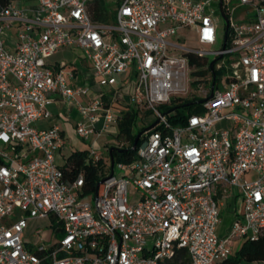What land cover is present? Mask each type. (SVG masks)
I'll return each instance as SVG.
<instances>
[{"label": "built area", "instance_id": "obj_1", "mask_svg": "<svg viewBox=\"0 0 264 264\" xmlns=\"http://www.w3.org/2000/svg\"><path fill=\"white\" fill-rule=\"evenodd\" d=\"M36 1L0 4V264H170L181 250L186 264H218L239 241L259 238L264 0H223L219 50L212 4L221 13L220 0H106L117 5L116 22L106 23L92 18L95 0ZM193 32L199 48L184 43ZM72 48L111 93L91 97L90 87L73 83L75 70L50 60ZM190 56L207 63L191 65ZM52 95L75 107L82 141L118 128L130 108L159 123L144 131L131 163L112 165L109 151L105 160L92 146V164L106 167L95 196L83 198L84 176L69 184L58 163L70 146L65 129L40 127L54 118ZM194 98L204 100V112L173 127L174 110L161 107ZM119 104L126 108L116 112ZM227 197L239 206L220 235ZM41 220L51 221L58 241L30 231Z\"/></svg>", "mask_w": 264, "mask_h": 264}, {"label": "trees", "instance_id": "obj_2", "mask_svg": "<svg viewBox=\"0 0 264 264\" xmlns=\"http://www.w3.org/2000/svg\"><path fill=\"white\" fill-rule=\"evenodd\" d=\"M12 0H0L1 5H8ZM92 18L95 22H108L110 18L109 6L106 0H95L90 9ZM202 68L206 65V59H196L190 56V64ZM206 72H199V75H205ZM221 74L216 72V76ZM198 99H175L171 106H162L164 112L174 110L168 120L173 127H184L187 125L188 118L193 114L204 112L203 105L198 104ZM149 114V113H148ZM145 122L139 112L134 108L125 111L118 125L117 139L125 140L128 146L123 148L111 147L113 149V159L115 163H131L137 159L138 149L142 144L139 139L137 147L134 148L135 140L139 133L146 131L156 120L146 122L139 128V122ZM158 128V127H157ZM108 149V151H110ZM109 154V152H108ZM106 167V162L100 161L98 167L94 166L90 160V150L74 151L65 160L64 166H61L64 173V179L69 184H73L81 175L84 176V185L82 187V197L88 198L95 196L98 184L100 183L102 172ZM59 233V232H58ZM60 234V233H59ZM188 255L185 250L177 252L170 264H186ZM243 262L264 264V233L255 240L244 241L241 248L234 254L218 264H242Z\"/></svg>", "mask_w": 264, "mask_h": 264}, {"label": "rangeland", "instance_id": "obj_3", "mask_svg": "<svg viewBox=\"0 0 264 264\" xmlns=\"http://www.w3.org/2000/svg\"><path fill=\"white\" fill-rule=\"evenodd\" d=\"M25 0H20L21 3H24ZM109 6V11H110V16L112 17V20L116 22V14L113 12L115 10V8L117 7L116 4H111L108 3ZM212 7L214 8V10L216 11L215 17L218 18V27H219V37H218V43L217 45H215L213 47L214 50H219L222 47L223 44V38H224V33H225V20L223 18V16L221 15L220 12H218V7L219 5L216 2H213ZM181 36H183V34H180ZM9 36L10 39H14L16 38V30L12 29L11 31H9ZM197 40V35L193 32L191 34H189L187 40L184 42L187 46L192 47V48H199V44L196 41ZM213 58V57H212ZM53 59H58L59 61H67V62H75L78 64V67L80 66L82 68V71H90V62L88 61L87 63L84 61V59H82V52L80 51H71V52H65V54L63 56H58L56 58ZM50 59V60H53ZM48 60V61H50ZM106 91H109V88H106ZM190 96V95H189ZM126 107L124 105H116L115 106V111H119L120 110H124ZM68 120V119H67ZM67 120H61L60 125L65 129L66 131V135L68 137V140L70 141V146H68L67 148H65L61 154L60 157H58V163L61 166H64L65 164V159L68 158V156L71 155V153L73 151H77V150H85V149H90V143L88 142H84L82 140H80L76 134V129H75V117L74 115H70V119ZM152 119L146 120L145 122H139V128H141L143 125H145L146 122H150ZM48 123H40V127H47ZM220 126V125H219ZM111 134L109 136H107V134H105L106 136L105 141L109 142L111 144V147H126L128 146V143L125 140H119L117 139V132L115 129H113L112 131H110ZM105 142V143H106ZM105 143H103V141L98 142V150L101 151L104 154V158L105 160L107 159V150L105 148ZM231 208L228 207V209L226 211L223 212L222 214V225L219 229V234L220 235H224L226 234L229 230L230 227L232 225L233 222V215L232 213H230V211H232L234 208H237L238 202H232L231 204ZM230 208V209H229ZM51 221L50 220H41V221H35L30 223V231H34L37 228H41L43 230V235L45 238L49 239V243L58 241L61 237V235L57 232L56 229H53L51 226ZM245 240H241L237 243L235 251L239 250L241 248V245L243 244ZM242 264H256V263H249V262H243Z\"/></svg>", "mask_w": 264, "mask_h": 264}, {"label": "crops", "instance_id": "obj_4", "mask_svg": "<svg viewBox=\"0 0 264 264\" xmlns=\"http://www.w3.org/2000/svg\"><path fill=\"white\" fill-rule=\"evenodd\" d=\"M22 4L24 6H26V7L34 8L37 5V1L36 0H25L24 3H22ZM68 51L71 52V51H80V50L77 49V48H72L70 50H65V51H62L59 54L55 55L53 58H56L58 56H63L65 54V52H68ZM82 59H84L83 54H82ZM51 61L53 63L65 62L68 65V68L75 70L76 79L73 81V83H76V84H79V85H86V86L90 87L91 88V97L97 96V95L101 94L102 92H106L107 93L106 88L103 89V88L98 86L97 80L94 77L93 68H92L91 64L89 66L91 69H90V71L87 72V71H82V68L80 66L78 67V64L76 63V61L73 62V63L72 62H67V61H59L58 59H53ZM84 61L86 63L88 62L85 59H84ZM113 91H114V89H113ZM111 92H112V90H111V88H109L108 93H111ZM123 98H124V96L122 94H119L118 100H123ZM80 100H81V102L86 103L87 98H81ZM51 101L52 102H51V104L49 106V109L52 111V113L54 115V118H53V120L51 122H48L47 127L51 126L53 124H59L60 125L59 122H61V120H67V119L69 120L70 119V115H74L75 122L76 123L78 122L79 115H78V113H77V111H76L74 106H72L70 108H67L64 105L61 97H59L57 95H52L51 96ZM130 109H128V110H130ZM113 129H115L116 132H117L116 134H118V128L114 127L110 131H112ZM110 131L108 133H106L107 136H109L111 134ZM105 136L106 135H104L102 137H98V138L94 137L90 141H84V142L90 143V146H91L90 149L92 148V146L97 149L98 148L97 147L98 146V142H100V141H103V143L106 142L105 138H104ZM104 146H105V148H106V150L108 152V149L110 148L111 144L109 142H106ZM90 149H85V150H90ZM77 151H80V149L77 150ZM221 201H222L221 202L222 203V214H223L224 211H226L228 209V207L231 208L230 204L233 201L236 202L232 197L223 198ZM236 210H237V208H234L232 211H230V213H232V215H233V218H234V214L236 213Z\"/></svg>", "mask_w": 264, "mask_h": 264}, {"label": "water", "instance_id": "obj_5", "mask_svg": "<svg viewBox=\"0 0 264 264\" xmlns=\"http://www.w3.org/2000/svg\"><path fill=\"white\" fill-rule=\"evenodd\" d=\"M220 9H221V14H222V16L225 18L224 9H223V0H220ZM214 63H215V62H212V63H211V68H213ZM203 102H204V100H203V101H200L199 104H201V103H203ZM158 123H159V121L157 120V121H156L154 124H152L147 130H151V129L155 128V126H156ZM143 133H144V132H141V133L138 134V136H137V138H136V140H135L134 148L137 147L138 141H139V139L141 138V136L143 135ZM112 154H113V149H111V150L109 151V155H110V158H111L112 165H114V164H115V161H114V159H113V155H112Z\"/></svg>", "mask_w": 264, "mask_h": 264}]
</instances>
